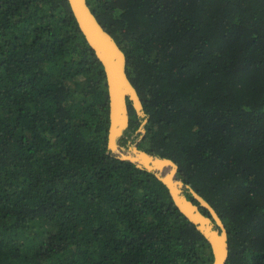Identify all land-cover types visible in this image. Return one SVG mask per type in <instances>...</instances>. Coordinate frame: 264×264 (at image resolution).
Wrapping results in <instances>:
<instances>
[{
    "label": "trees",
    "instance_id": "1",
    "mask_svg": "<svg viewBox=\"0 0 264 264\" xmlns=\"http://www.w3.org/2000/svg\"><path fill=\"white\" fill-rule=\"evenodd\" d=\"M86 1L145 113L128 102L120 143L146 118L138 148L216 210L225 264H264V0ZM108 126L68 1L0 0V264L212 263L165 185L110 155Z\"/></svg>",
    "mask_w": 264,
    "mask_h": 264
},
{
    "label": "water",
    "instance_id": "2",
    "mask_svg": "<svg viewBox=\"0 0 264 264\" xmlns=\"http://www.w3.org/2000/svg\"><path fill=\"white\" fill-rule=\"evenodd\" d=\"M67 1L79 30L103 67L109 106L108 152L119 160L129 161L138 168L152 172L165 185L177 209L209 243L213 256L211 264H225L229 254L228 232L216 210L192 187L178 178V165L172 159L138 148L145 133L143 125L146 118L141 121L136 131L140 133L138 137L128 140L125 145L120 144L129 123L128 102L138 116H145L141 99L126 73V55L110 33L102 27L86 0ZM185 191L191 194V199L186 196Z\"/></svg>",
    "mask_w": 264,
    "mask_h": 264
},
{
    "label": "rangeland",
    "instance_id": "3",
    "mask_svg": "<svg viewBox=\"0 0 264 264\" xmlns=\"http://www.w3.org/2000/svg\"><path fill=\"white\" fill-rule=\"evenodd\" d=\"M133 137V136H132ZM138 136H136L135 138H134V140L137 138ZM121 144V143H120Z\"/></svg>",
    "mask_w": 264,
    "mask_h": 264
}]
</instances>
